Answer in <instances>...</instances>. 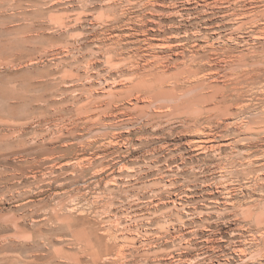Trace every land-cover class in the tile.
I'll return each instance as SVG.
<instances>
[{
	"label": "rangeland",
	"instance_id": "obj_1",
	"mask_svg": "<svg viewBox=\"0 0 264 264\" xmlns=\"http://www.w3.org/2000/svg\"><path fill=\"white\" fill-rule=\"evenodd\" d=\"M179 262L264 264V0H0V264Z\"/></svg>",
	"mask_w": 264,
	"mask_h": 264
},
{
	"label": "bare ground",
	"instance_id": "obj_2",
	"mask_svg": "<svg viewBox=\"0 0 264 264\" xmlns=\"http://www.w3.org/2000/svg\"><path fill=\"white\" fill-rule=\"evenodd\" d=\"M227 1V0H226ZM231 2V1H230ZM232 4V3H231ZM237 7V6H236ZM210 8V7H209ZM238 8V7H237ZM244 8V7H243ZM236 12V11H235ZM235 16V15H234ZM251 24H253V23H251ZM251 26V25H250ZM118 46V45H117ZM163 48V47H162ZM169 48V47H168ZM113 51V50H112ZM124 52V51H123ZM114 53V52H113ZM153 53V52H152ZM150 54V53H149ZM116 55V54H115ZM119 56H120V54H119ZM117 57V56H116ZM115 57V58H116ZM132 57H134V56H132ZM151 57V56H150ZM196 57V56H195ZM191 60V59H190ZM180 66H182V65H180ZM157 67V66H156ZM177 67V66H176ZM89 68V67H88ZM161 68V67H160ZM202 69V68H201ZM255 69V68H254ZM138 72V71H137ZM165 72V71H164ZM132 73H134V72H132ZM161 73V72H160ZM168 73V72H167ZM242 73V72H241ZM137 74V73H136ZM232 74H234V73H232ZM141 75V74H140ZM247 75V74H246ZM139 76V75H138ZM165 76V75H164ZM194 76V75H193ZM236 76V75H235ZM187 77V76H186ZM245 77V76H244ZM243 77V78H244ZM240 78V77H239ZM179 78L178 77H176V80H178ZM182 79V78H181ZM250 79H251V77H250ZM246 80H248V79H246ZM230 81V80H229ZM244 81V80H243ZM251 81H252V79H251ZM255 81V80H254ZM199 82V81H198ZM246 81H244V83H245ZM195 83V82H194ZM242 83V82H241ZM251 83V82H250ZM253 83V82H252ZM247 84V83H246ZM160 85V84H159ZM232 85V84H231ZM184 86V85H183ZM226 86H228V85H226ZM237 86V85H236ZM183 88V87H182ZM237 88V87H236ZM177 91V90H176ZM154 92V91H153ZM142 93V92H141ZM146 94V93H145ZM198 96V95H197ZM142 98V97H141ZM149 98V97H148ZM40 99V98H39ZM46 100H48V99H46ZM50 100V99H49ZM34 101V100H33ZM51 102V101H50ZM56 102V101H55ZM58 103V102H57ZM182 104H184V103H182ZM212 104V103H211ZM44 105V104H43ZM52 105H54L53 103H52ZM56 105V104H55ZM143 105V104H142ZM211 106V105H210ZM46 107H47V104H46ZM58 107V106H57ZM208 107V106H207ZM52 109V108H51ZM171 109H172V107H171ZM35 110V109H34ZM47 110V109H46ZM42 111V110H41ZM51 111V110H50ZM57 111V110H56ZM46 111H44V113H45ZM41 113V112H40ZM50 113H52V112H50ZM56 113V112H55ZM55 113H53V114H55ZM42 114V113H41ZM60 115V114H59ZM38 116V115H37ZM46 116V115H45ZM54 116V115H53ZM58 116V115H57ZM28 117V116H27ZM52 118V117H51ZM187 118V117H186ZM208 118V117H207ZM26 119V118H25ZM28 119V118H27ZM179 119V118H178ZM55 120V119H54ZM190 120V119H189ZM195 120V119H194ZM20 121V120H19ZM183 122V121H182ZM24 126V125H23ZM263 128V127H262ZM259 129V128H258ZM201 142V141H200ZM199 141H198V143H200ZM203 143V142H202ZM198 146V145H197ZM203 146V145H202ZM84 147V146H83ZM201 148V147H200ZM199 148V149H200ZM205 148V147H204ZM197 149V148H196ZM76 163V162H75ZM77 165V164H76ZM225 166V165H224ZM93 168V167H92ZM85 169V168H84ZM90 169V168H89ZM94 169V168H93ZM82 172H83V170H82ZM81 172V173H82ZM97 174V173H96ZM101 182V181H100ZM223 187V186H222ZM161 194V193H160ZM77 198V197H76ZM79 198V197H78ZM232 199V198H231ZM227 201V200H226ZM62 204V203H61ZM65 206V205H64ZM111 206V205H110ZM162 210V209H161ZM165 210V209H164ZM166 212V211H165ZM168 212V211H167ZM179 213V212H178ZM62 214V213H61ZM165 215V214H164ZM179 216V215H178ZM71 217V216H70ZM182 217V216H181ZM167 218V217H166ZM165 218V219H166ZM53 219H55L54 217H53ZM177 220V219H176ZM78 221V220H77ZM170 224V223H169ZM71 225V224H70ZM77 225H78V223H77ZM134 225V224H133ZM172 225V224H171ZM165 226H167V225H165ZM52 227V226H51ZM90 227V226H89ZM139 227V226H138ZM55 228V227H54ZM53 228V229H54ZM92 228V227H91ZM123 228V227H122ZM131 228V227H130ZM136 228V227H135ZM259 229V228H258ZM93 230V229H92ZM117 230V229H116ZM129 230V229H128ZM165 230V229H164ZM129 232V231H128ZM167 232V231H166ZM124 233V232H123ZM158 233H159V231H158ZM111 234V233H110ZM117 234V233H116ZM138 234V233H137ZM263 234V233H262ZM93 235H95V234H93ZM110 236H112V235H110ZM115 236V235H114ZM263 237V236H262ZM103 237H101V239H102ZM112 238H114L113 236H112ZM111 238V239H112ZM138 238V237H137ZM186 238V237H185ZM110 239V240H111ZM99 240V239H98ZM113 240V239H112ZM115 240V239H114ZM189 240V239H188ZM126 241V240H125ZM131 241H133V239L131 240ZM185 241V240H184ZM190 241V240H189ZM105 242V241H104ZM113 242V241H112ZM123 242V241H122ZM128 242H130V241H128ZM101 243V242H100ZM103 243V242H102ZM106 244V243H105ZM108 245H110V244H108ZM127 245V244H126ZM119 246H120V243H119ZM124 246V245H123ZM132 246V245H131ZM134 246V245H133ZM112 247V246H111ZM130 247V246H129ZM132 248V247H131ZM104 249H105V247H104ZM110 249V248H109ZM118 249V248H117ZM123 249V248H122ZM121 248H120V250L118 251L119 252V255L121 256V254H123V251L124 250H122ZM113 250V249H112ZM110 251H111V249H110ZM114 251V250H113ZM117 251V250H116ZM129 252V251H128ZM127 252V253H128ZM106 253V252H105ZM112 253V252H111ZM113 254V253H112ZM109 255V254H108ZM125 255V254H124ZM186 255V254H185ZM115 256H113V258H114ZM131 257V256H130ZM121 258V257H120ZM125 258V257H124ZM121 260V259H120ZM130 261V260H129ZM115 264V263H114ZM125 264V263H124ZM179 264H180V262H179Z\"/></svg>",
	"mask_w": 264,
	"mask_h": 264
}]
</instances>
